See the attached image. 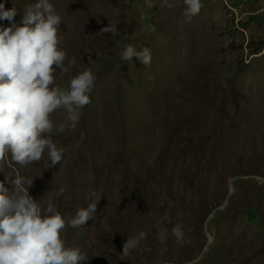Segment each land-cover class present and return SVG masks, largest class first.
<instances>
[{
    "label": "rangeland",
    "instance_id": "rangeland-1",
    "mask_svg": "<svg viewBox=\"0 0 264 264\" xmlns=\"http://www.w3.org/2000/svg\"><path fill=\"white\" fill-rule=\"evenodd\" d=\"M35 2L0 0L5 9L16 7L17 25L21 8ZM50 2L62 18L61 46L76 57L65 78L55 76L56 84L67 87L72 76L90 70L91 103L74 130L52 135L65 148L62 156L72 157L68 172L58 176L53 167L46 172L41 164L21 166L8 157L0 161V182L22 176L27 187L32 181L29 195L54 205L66 222L100 199L93 220L61 234L68 247L99 241L98 251L88 254L93 264H264V120L251 134L246 123L264 116V0H201L190 21L183 0H169L171 9L162 0ZM111 25L115 34L102 31ZM127 45L150 49V66L135 56L122 60ZM167 50L175 59L168 60ZM168 64L172 70L165 74ZM196 77L205 80L196 84ZM95 118L101 120L97 130ZM82 156L90 185L78 194ZM148 216L156 221L145 225ZM181 220L185 236L198 245L195 254L174 249L171 230ZM232 229L240 243L227 250L221 237ZM140 231L147 237L130 255L114 254L117 243Z\"/></svg>",
    "mask_w": 264,
    "mask_h": 264
},
{
    "label": "clouds",
    "instance_id": "clouds-1",
    "mask_svg": "<svg viewBox=\"0 0 264 264\" xmlns=\"http://www.w3.org/2000/svg\"><path fill=\"white\" fill-rule=\"evenodd\" d=\"M185 20L197 16L201 0H183ZM151 6V5H150ZM162 7L174 4L162 0ZM16 7L5 9L0 3V161L10 157L24 166L40 161L47 152L50 166L60 163L65 148L52 138L54 132L74 130L82 110L91 103L90 93L95 76L85 69L72 76L67 87L56 84L55 72L66 74L76 65V57H68L60 35L61 15L50 0H36L24 8L19 25L14 21ZM102 31L115 34V25ZM136 57L145 66L151 64V51L137 52L127 45L121 59ZM67 62V64H66ZM63 109L66 118L58 126L52 114ZM11 184V189L5 187ZM32 181L27 182L30 186ZM22 176L4 177L0 182V264H82L88 256L79 247H68L62 239L67 228L81 229L96 217V202L78 208L67 222L55 206L33 199ZM64 189H59L62 195ZM94 195V194H93ZM172 233L178 244L186 242L182 225L177 223ZM167 228L161 229L166 235ZM140 231L126 239L121 254L128 256L145 240Z\"/></svg>",
    "mask_w": 264,
    "mask_h": 264
},
{
    "label": "bare ground",
    "instance_id": "bare-ground-1",
    "mask_svg": "<svg viewBox=\"0 0 264 264\" xmlns=\"http://www.w3.org/2000/svg\"><path fill=\"white\" fill-rule=\"evenodd\" d=\"M24 11L22 10L21 8V14L23 15ZM175 27L181 32V30L183 29V25L181 23H178L175 25ZM168 53L170 54L168 56V60H173L175 59V57L177 56L175 53H173L171 50H167ZM164 63V62H163ZM165 74H169L172 70V66L171 64H168L165 68ZM194 70V73L196 71L195 68H193ZM55 76L57 77H61V78H65L63 76V74H61L60 70L57 69L56 72H55ZM165 77V76H164ZM169 77H165V79L167 80ZM170 80V79H169ZM168 80V81H169ZM196 80V81H195ZM205 80V78L203 77H196L194 79V82L196 84H201L203 81ZM263 110V109H262ZM263 112V111H262ZM66 112L63 110V109H58L56 110L53 114H52V119L54 120L55 124L58 126L61 122L64 121V119L66 118ZM96 120V130L98 129V127L101 126V120L100 119H97L95 118ZM264 120V116L260 115V113H257L256 116H250V118L247 120V124H248V128H247V131L251 134L253 132H255V130L257 129L258 127V124H259V121H262ZM223 131H227L224 129V127H222ZM57 136H60V132H54ZM167 141H170V140H167ZM70 146L69 144L66 145V150L67 151H70ZM261 147L262 149H264V144H261ZM175 148V144H170V149H174ZM87 162L88 160L85 161V156H82V159L80 161V167H79V172H81V174L79 175V181L75 182L74 184V189L75 191L80 194V192L82 190H85L89 185H90V172H88V166H87ZM36 164H41L42 168L44 171H49L50 168L53 167V173L54 174H57L58 176L61 175L62 172H68V169L72 163V157L68 158V157H63L62 156V159L60 161L59 164L55 165V166H50V161L48 160V156H47V152H45V154L43 155L42 159L40 161H36L34 162ZM64 186H65V179L62 178L58 181V187L61 189L63 188L64 189ZM104 208H105V211L107 212L108 214V210H107V203H106V199H105V204H104ZM124 210H127V207H123ZM116 209L115 208H112L110 210L112 216L114 215V213H116ZM109 216V214H108ZM110 216V217H112ZM108 217V219L110 218ZM156 221V217H146L145 221L143 222L145 225L148 224V223H151V222H154ZM111 223V219L107 220L105 222L106 226L108 227V225ZM181 225H182V228H183V231L185 230V225H184V221L181 220L179 222ZM93 230V229H92ZM91 230V231H92ZM90 231V232H91ZM185 238H187L185 236ZM221 238H223L224 240V247L225 249L227 250H231L235 245H238L240 242L238 240V238H236V232L234 229H232L231 231H229L228 233L224 234ZM243 237H240L239 239H242ZM188 239V238H187ZM193 243H191V241L188 239V241H186L185 243L183 244H178L177 241V245L175 246L174 249H180L182 247H188L191 249V253L192 254H195L196 251L198 250V245L196 243V241L192 240ZM123 242V241H122ZM121 242V245H120V242L117 243L112 251L114 252V254H118L120 256L121 254V246H123V243ZM98 245H99V241L98 242H92L90 241L89 239H87L83 245L80 247V249L82 250V252H84L87 256L89 254V252H97L98 251ZM160 248L161 246H158L157 247V250L160 251ZM173 253L175 256H177L179 253L175 250H173ZM158 254L155 253L152 260H154L156 258V255ZM176 260V257H174L172 259V261H175ZM87 262L88 264H93L91 262H88V259L86 261H83L82 263H85Z\"/></svg>",
    "mask_w": 264,
    "mask_h": 264
}]
</instances>
